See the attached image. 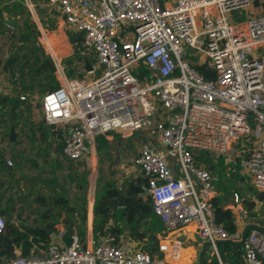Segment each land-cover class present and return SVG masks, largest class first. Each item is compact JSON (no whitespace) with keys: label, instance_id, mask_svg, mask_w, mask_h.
<instances>
[{"label":"built area","instance_id":"2783aa9c","mask_svg":"<svg viewBox=\"0 0 264 264\" xmlns=\"http://www.w3.org/2000/svg\"><path fill=\"white\" fill-rule=\"evenodd\" d=\"M21 2L34 11L33 0ZM45 6L82 38L94 58L89 74L98 73L93 80L70 79L56 61L58 86L43 94L38 108L44 125L67 130L62 155L83 164L98 136L157 137L160 148L142 144L132 160L154 215L166 235L194 226L218 264H228L216 244L240 241L248 211L232 192L224 208L235 232L216 223L217 176L193 154L225 158L264 197V56L255 53L264 47V15L231 19L253 0H45ZM190 57L208 62L214 77L205 79ZM4 229L0 214V235ZM66 233L44 256L17 255L0 264H180L179 244L173 259L152 258L109 241L85 244L75 234L62 245ZM242 249L244 264H264V233L249 230Z\"/></svg>","mask_w":264,"mask_h":264},{"label":"crops","instance_id":"0c3cea01","mask_svg":"<svg viewBox=\"0 0 264 264\" xmlns=\"http://www.w3.org/2000/svg\"><path fill=\"white\" fill-rule=\"evenodd\" d=\"M44 1L33 0L35 9L30 14L21 0H0V213L10 225L20 232H23V229L43 231V227L51 230V236L43 231L49 242L48 246L52 242H59L58 234L62 230L69 229L86 244L94 241L95 191L91 193L89 176L92 164H95L94 167L98 165L99 152L96 141L90 147L86 163H73L62 155L61 144L68 133L67 130L44 125L41 121L39 108H37L46 90L41 92L39 102H29V112L26 110L25 102L19 99L20 96H25L27 101L30 97L28 93L33 92L30 88L26 94L22 95L21 90L30 82L25 85L23 80H18L17 63L22 61V66L26 63L38 65L41 63V57L36 53L35 55L28 54L25 57L23 53L25 45L21 47L22 45L19 43H14L15 45L10 43L9 48L7 46L8 41L16 42L18 33L21 35L22 43L28 40V34L37 40L40 38H45V41L63 39L67 42L65 32L68 29L59 14L47 8ZM259 4L258 8H255L254 5L248 7L252 10L245 15H235L236 11L233 12L231 19L244 21L251 16L258 15L264 5V0H259ZM25 11L28 15L25 14ZM9 19L15 20L12 27L6 24ZM14 46H16L15 50H12ZM31 47L32 44L28 46L29 50ZM260 52L262 53L260 54ZM255 53L264 56V47L258 48ZM17 55H20L22 60L18 59ZM12 58H17L15 64L7 65V61ZM43 58L46 60L49 57L44 56ZM54 87L49 85L47 91ZM103 137L109 143L118 138L119 141L116 143L123 149L125 145L131 146L130 144L135 142L137 152L139 147L145 143L160 148L157 137H150L143 132L125 135L110 133ZM109 153L111 152L109 151ZM112 156L115 157L114 154ZM116 157L118 156L116 155ZM6 160L12 162L11 167L6 165ZM131 160H126V162L130 163ZM119 167L120 165L118 167L115 165L114 175L124 173V170H119ZM131 171L133 176L127 180L136 179V176L140 177L134 168ZM141 197L146 196L143 193ZM118 209L120 208L118 207ZM100 210L104 212L102 215L107 212L106 208ZM156 220L159 223L157 218ZM142 223H148V218L144 219ZM108 225L113 226L112 219ZM121 225L124 233L119 237L118 247L131 251L139 250L141 241L130 235L125 221ZM140 232H143V228ZM182 232L183 234L197 235L192 225L187 226ZM31 239L32 237H29V241ZM110 240L108 232L100 238L101 242ZM164 240H161L160 244ZM60 243L65 245L64 238ZM44 246V243L32 244L28 256H44L46 252ZM199 247L201 251L204 245ZM161 251L164 252L165 248H161ZM22 254L20 246L14 250L15 256ZM212 256L214 254L211 250L209 257ZM209 257H205L208 258L207 262L210 261ZM205 258L203 256L204 260ZM5 260L3 259V261ZM189 264H198V258L197 260L192 259ZM242 264L244 263L242 262Z\"/></svg>","mask_w":264,"mask_h":264},{"label":"trees","instance_id":"16d2710c","mask_svg":"<svg viewBox=\"0 0 264 264\" xmlns=\"http://www.w3.org/2000/svg\"><path fill=\"white\" fill-rule=\"evenodd\" d=\"M28 35L31 36V34ZM67 36L75 49L79 50L81 47L82 38L78 34H75L72 30H67ZM78 56L79 54H75L76 60H78ZM16 59L17 58L10 59L7 61V65L10 64L13 66ZM189 59L192 61V63H194L195 69L205 79L210 80L214 77L213 68L208 62L197 64L196 57H190ZM68 66L72 67L73 62L68 61L67 68ZM75 67V69L72 67L71 72H68L70 78L75 73H80L79 66L76 65ZM31 84H33V82ZM28 90H30V87L25 86L21 90L22 95L26 94ZM24 102L26 105V110L29 112V100H25ZM95 141L97 151L99 152L100 156L103 155L102 157L106 156L108 159H111L112 157L109 151L112 144L106 141L103 136L96 137ZM62 147L63 144H61V149ZM193 156L197 163L203 164L209 172L217 176L215 181L217 196L212 200V207L215 213L216 223L222 225L226 229L227 233H234L236 225L232 218V213L224 208L225 204L230 200L232 190H229V188L223 187L220 184V177L224 175V169L227 168L225 169V173L226 171L230 172L232 169L234 170L232 164L226 163V159L223 157L214 156L207 152H195ZM211 160H216L215 164H212ZM230 174H232V177L228 178V181H235L236 178L234 176V172L231 171ZM145 183V179H142L141 177L129 179L123 183L120 188L124 194L123 213L121 209H118L116 199L118 192L116 191L114 183L106 182L104 186H102L101 190L95 193L93 240L96 243L100 242V238L105 236L106 232H108V235L111 238L109 243L118 247L119 237L124 233V229L121 224L123 221H125L130 235L141 241V246L139 248L141 251L148 253L152 258H162L164 256L160 250V241L165 239L166 233L160 222L158 223L156 220L157 217L153 213V204L150 197H141L144 192ZM250 188L252 190L254 189L252 186H250ZM243 200L245 208L248 211V217L256 213L257 203L260 206H262L264 203V199L262 202H259L258 199L254 200L252 198L251 200L243 198ZM105 208L107 209L106 214H100L99 209ZM147 218L148 223H142V221ZM110 219L113 220V226L108 225ZM141 228H143V232H140ZM72 234L73 232H71L70 229L67 230V233L64 237L65 245L70 243V237ZM29 237H32L30 241ZM39 243H44V247H46L47 250L49 242L46 240L45 233L43 231L40 229H23V232H20L5 220V229L0 235V262H4L3 259H6L5 261L13 259L15 257L14 250L19 246L23 251L22 256H28L32 248V244ZM217 250L219 258L222 262H226L228 264H242V246H234L229 243H223L217 245ZM209 260L210 261L207 262L203 259V264H218L215 256H212Z\"/></svg>","mask_w":264,"mask_h":264},{"label":"rangeland","instance_id":"374dc122","mask_svg":"<svg viewBox=\"0 0 264 264\" xmlns=\"http://www.w3.org/2000/svg\"><path fill=\"white\" fill-rule=\"evenodd\" d=\"M251 10L252 9L249 8H246V10L240 9L236 11L234 14L245 15L248 11ZM25 14L28 15L26 11ZM258 15H264V5L261 7V11ZM27 17L29 18V16ZM19 30L21 31L22 29ZM65 33H66L65 36L67 37V42L63 39H58L55 41H51V40L45 41V38H40V40H37V38L27 35L28 40L24 41L23 44L20 41L21 40L20 33L17 34L16 42L14 41L7 42L8 48L10 47V43H13V45H15L14 43H19V45L20 44L22 45L21 47L25 45L23 51L25 57L28 56V54L35 55V53L37 54V56L41 57L40 59L41 63L38 65H35V63L33 64L26 63L22 66V61L20 62V60H22L21 56L17 55V58L20 59L19 60L20 63H17L16 65L17 72L19 71L18 80H23L25 85H27L29 82L30 85H32V86L28 85L32 89L31 91L33 92V93H28L30 96L28 99L30 103H34L36 101L39 102L41 92L45 90L47 91L49 85L55 87L58 85V81L56 79V74H55V64L57 63H60L61 66L65 67L66 75L68 78H70L68 72H71L72 67L73 69H75L76 65L79 66L80 73L79 74L75 73L74 75H72L70 79L93 80L95 77L98 76V73L89 74L83 70L84 60H86L90 65H92L94 58L90 53H88L84 49L82 43L80 49L76 50L75 47L69 41V38L67 36V31ZM31 44L32 47L29 50L28 46H31ZM15 47L16 46L12 47V50H15ZM261 53L262 52H260V54ZM75 54H79L78 60L75 59ZM44 56H47L49 58L44 60L43 58ZM68 61L73 62L72 67L68 66L67 68ZM21 69L22 71L20 72ZM32 82L33 84H31ZM117 141H119L118 138H115V141L113 142L111 141L112 142L111 143L112 146L110 148V152H111L110 155L112 157L111 160H108L106 156L102 157L103 155L100 156L99 154L98 165L94 167L95 164H92L93 166L91 169V175L89 176L90 178L89 186H91V193L93 191H95L96 193L99 190H101L102 186H104L106 182L114 183L115 188L117 190H120L123 183L128 178L133 176V172L131 170L134 168V165L131 159L134 158L137 154V150H136L137 144L132 141L133 143L130 144L131 146L125 145V148L123 149L121 147H118V143H116ZM113 154L115 155V157L112 156ZM116 155L118 157H116ZM126 160H131V161L130 163H128L126 162ZM119 161L121 162L119 163ZM215 162L216 160H211L212 164H215ZM115 165H117V167L120 165L119 170L123 169L124 173L120 175L118 174L114 175L113 170L115 168ZM225 169L223 173L224 175L220 177V184L223 187L229 188V190H232V192H237L241 194V196L247 200H251V198L256 200L259 198L258 195L261 194L262 192L257 191L255 189L252 190L250 188L251 186L250 182L245 176L241 177L237 171L232 169L231 171L234 172L235 175L234 174L233 175L235 176L236 179L233 182L228 181V178L232 177V174H230L231 173L230 170H229L230 172L226 171L225 173ZM81 178L82 176L80 177V180ZM227 204L228 203H226L225 206ZM244 223H245L244 224L245 227L246 225L248 226V224L250 225L253 224L264 228V203L262 206H260L257 203L256 213L250 215V217L247 216V218L244 219ZM167 237L168 238H166V241L164 240L160 244V250L163 247L165 248L164 252L161 251L164 254V256H166L167 258L171 257L173 259V256H171V252L174 250L175 253L173 255H176L178 249L175 244H179L180 248L178 250L177 258L180 264H189V262L192 259L197 260L200 251L199 246L202 245L197 235L183 234V232H175L172 235H168ZM210 252H211V248L207 247L204 253V258L209 257ZM210 258L211 257H209V259ZM207 259L208 258H205V260Z\"/></svg>","mask_w":264,"mask_h":264},{"label":"water","instance_id":"95a60500","mask_svg":"<svg viewBox=\"0 0 264 264\" xmlns=\"http://www.w3.org/2000/svg\"><path fill=\"white\" fill-rule=\"evenodd\" d=\"M253 5H254L255 8H258V7L260 6V4H259V0H253ZM14 21H15V20H13V19H9V20L6 21V24H7L9 27H12ZM46 59H48V58H46ZM83 70H84L86 73H90V72L92 71V67H91V65H90L86 60H84ZM37 108H38V106H37ZM116 191L118 192V196H117V198H116V199H117L118 207L121 209L122 212H124V209H123V208H124V196H123V194L121 193L120 190H116ZM263 198H264L263 195L260 194V196H259V201H262ZM99 212H100V214H103V213H104L102 210H100ZM251 229H257V230H259V231H261V232L264 233V229H263L262 227L257 226V225H253V224H252V225L247 226V227L244 229L240 241H238V242H217L216 246H217V245H220V244H223V243H229V244L234 245V246H242V244H243V242H244V240H245V238H246L247 233H248L249 230H251ZM42 230H43L47 235H49V236L52 235V231H51V230H49V229H47V228H45V227H43ZM54 237H55V236H54ZM207 247H209V245H204V247L202 248V250L199 252V254H198V264H202L203 256H204V253H205Z\"/></svg>","mask_w":264,"mask_h":264}]
</instances>
